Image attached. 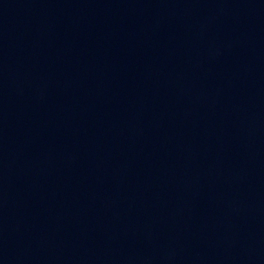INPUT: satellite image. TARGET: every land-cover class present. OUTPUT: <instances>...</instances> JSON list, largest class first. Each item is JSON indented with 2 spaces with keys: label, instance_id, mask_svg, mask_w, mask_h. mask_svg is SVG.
Here are the masks:
<instances>
[{
  "label": "water",
  "instance_id": "1",
  "mask_svg": "<svg viewBox=\"0 0 264 264\" xmlns=\"http://www.w3.org/2000/svg\"><path fill=\"white\" fill-rule=\"evenodd\" d=\"M0 264H264V0H0Z\"/></svg>",
  "mask_w": 264,
  "mask_h": 264
}]
</instances>
